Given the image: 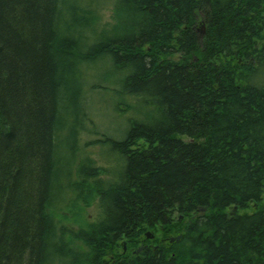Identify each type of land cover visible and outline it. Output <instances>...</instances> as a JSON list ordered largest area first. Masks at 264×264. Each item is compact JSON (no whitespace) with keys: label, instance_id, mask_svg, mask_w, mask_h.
Here are the masks:
<instances>
[{"label":"trees","instance_id":"obj_1","mask_svg":"<svg viewBox=\"0 0 264 264\" xmlns=\"http://www.w3.org/2000/svg\"><path fill=\"white\" fill-rule=\"evenodd\" d=\"M98 67L130 111L109 180L79 145ZM263 195L264 0H0V264H264Z\"/></svg>","mask_w":264,"mask_h":264},{"label":"rangeland","instance_id":"obj_2","mask_svg":"<svg viewBox=\"0 0 264 264\" xmlns=\"http://www.w3.org/2000/svg\"><path fill=\"white\" fill-rule=\"evenodd\" d=\"M111 8L112 5L110 2H106L103 4V6L99 7V16L101 22L106 24L112 23L113 13ZM196 33L201 37L203 34L201 26H197ZM97 69L98 70L95 69L94 72L92 69L87 71V76L90 80L89 85H93L94 87L93 89H89L90 92L88 91L89 93L87 102L89 105V112L85 117V120L87 121L85 122L83 130L80 133L79 145L81 153L83 155L89 156V158L93 160L95 167L106 171V175L103 177V180H109L111 175L115 172L114 170H116L122 163L118 156L112 153L109 147L102 143V141L107 138L113 140H121L124 138L128 128L127 115L130 111L125 110V106L122 103L123 100L119 99L115 93H111V90L115 88V86L112 87L110 83L106 82V76H103L102 78L98 77L96 72L98 71L99 73L100 68L98 67ZM108 85H110V88H107ZM98 86H105V89H101L100 91L95 90ZM126 102L129 103V99H127ZM113 105H115V108ZM119 105L123 112L116 111V108ZM82 196L84 200H78L76 202L77 205L73 207H71V204L67 206L69 202H67L66 205H63L62 214L64 217L61 223L75 231L78 229H86L101 216V209L99 207L98 200H95L96 198H94V200L91 201V197H93L91 193ZM84 201H90L92 203L85 204ZM262 202L264 203V195ZM232 210L233 209H229L228 213L232 214ZM185 221L186 219L181 221L178 218L174 219L170 228H176V224H180ZM159 229L160 227L157 226L153 229H148L145 231L144 235L146 233H150L154 238L147 240L146 244L152 247H157L159 246L158 242L160 238L170 239L180 235V231L177 229L172 228L171 230L173 231H171L170 229L163 228L162 232ZM139 247L140 244L136 245L132 242H127V240H122L111 256L118 258L124 256L129 258L132 252H135ZM54 264L62 263H57V261H55Z\"/></svg>","mask_w":264,"mask_h":264},{"label":"flooded vegetation","instance_id":"obj_3","mask_svg":"<svg viewBox=\"0 0 264 264\" xmlns=\"http://www.w3.org/2000/svg\"><path fill=\"white\" fill-rule=\"evenodd\" d=\"M162 229H163V227H160V231L162 232ZM145 236V235H144ZM152 239H154V238H152ZM147 240H149V239H147L146 237H144V239H142V240H140V247L135 251V252H132L133 254H137V253H139L140 251H141V249L143 248V247H149V245L148 244H146V241ZM167 240H169V239H167V238H165V239H162V238H160L159 239V242H158V244H165L166 243V241ZM155 247V246H154ZM158 247V246H157ZM156 248V247H155Z\"/></svg>","mask_w":264,"mask_h":264},{"label":"water","instance_id":"obj_4","mask_svg":"<svg viewBox=\"0 0 264 264\" xmlns=\"http://www.w3.org/2000/svg\"><path fill=\"white\" fill-rule=\"evenodd\" d=\"M203 30H204V29L202 28V33H203ZM145 237H146L147 239H152V238H153V235L150 234V233H146V234H145ZM180 237H181V236H177V237H175V238H170L169 241H170V242L178 241V240L180 239Z\"/></svg>","mask_w":264,"mask_h":264},{"label":"bare ground","instance_id":"obj_5","mask_svg":"<svg viewBox=\"0 0 264 264\" xmlns=\"http://www.w3.org/2000/svg\"><path fill=\"white\" fill-rule=\"evenodd\" d=\"M202 28H203V26H201ZM204 29V28H203ZM182 219V217H180V219L179 220H181Z\"/></svg>","mask_w":264,"mask_h":264}]
</instances>
